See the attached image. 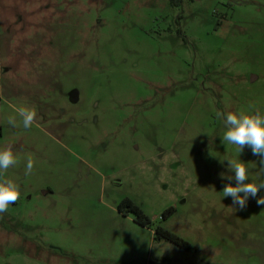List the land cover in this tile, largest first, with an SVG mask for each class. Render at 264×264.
<instances>
[{
  "label": "rangeland",
  "instance_id": "374dc122",
  "mask_svg": "<svg viewBox=\"0 0 264 264\" xmlns=\"http://www.w3.org/2000/svg\"><path fill=\"white\" fill-rule=\"evenodd\" d=\"M176 2L0 0V149L21 191L0 264H264V189L244 210L222 193L228 159L257 184L264 165L216 115L264 114V0Z\"/></svg>",
  "mask_w": 264,
  "mask_h": 264
},
{
  "label": "clouds",
  "instance_id": "9594fccd",
  "mask_svg": "<svg viewBox=\"0 0 264 264\" xmlns=\"http://www.w3.org/2000/svg\"><path fill=\"white\" fill-rule=\"evenodd\" d=\"M13 110L20 117L25 129H29L35 123L36 110L29 106H13ZM218 119H222L226 128L222 135V142L235 148L241 155L245 147L251 149L252 154L260 157L261 165H264V114L259 111L254 113L228 112L227 114L218 112ZM8 124L17 127L16 116L8 119ZM228 168L234 173L229 177V181L235 180V185L229 182L222 190L223 197H231L233 206L238 205L241 210L246 209L248 199L256 198L261 189H264V182L259 184L249 181V169L246 162L241 159H228ZM18 156L9 146L0 149V215L7 212L9 206L15 204L21 196L19 185L10 179L4 178L8 169L19 163ZM223 162V161H221ZM35 161L31 156L27 157L25 175L33 172ZM264 171V168L261 169ZM221 178L223 174H221ZM258 205H264V196L256 200Z\"/></svg>",
  "mask_w": 264,
  "mask_h": 264
},
{
  "label": "trees",
  "instance_id": "16d2710c",
  "mask_svg": "<svg viewBox=\"0 0 264 264\" xmlns=\"http://www.w3.org/2000/svg\"><path fill=\"white\" fill-rule=\"evenodd\" d=\"M171 3L173 4V6H178V2H176V0H171ZM119 211L123 214L133 213L136 216V222L141 226L144 227L148 226L151 222L150 219L145 215L143 210L130 199H125L121 202L119 206ZM155 236L157 239L160 238L167 239L168 241H171L177 245H182L186 247L189 246L187 243L183 242V240H181L175 234L161 227L157 228Z\"/></svg>",
  "mask_w": 264,
  "mask_h": 264
}]
</instances>
